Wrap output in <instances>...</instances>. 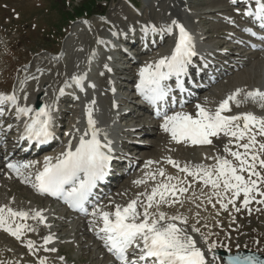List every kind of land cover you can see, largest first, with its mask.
I'll use <instances>...</instances> for the list:
<instances>
[{
  "label": "snow or ice",
  "instance_id": "obj_1",
  "mask_svg": "<svg viewBox=\"0 0 264 264\" xmlns=\"http://www.w3.org/2000/svg\"><path fill=\"white\" fill-rule=\"evenodd\" d=\"M233 3L236 0H232ZM257 7L255 13L246 10L243 15H255L264 21V3L256 0ZM173 25L179 30V36L175 44V48L170 57L161 58L155 64V71H150L153 67L149 65L140 71V84L138 88L144 93L145 98L150 103L155 104L157 101L164 99L168 89L161 87L160 82L168 78L171 74H179L184 71L186 58L192 54L191 37L183 26L173 20ZM264 28V23L261 24ZM171 31V29H169ZM250 32V29H244ZM255 35V33H251ZM264 39V37H260ZM161 68H166L167 72H161ZM76 80V77H73ZM63 91V90H61ZM240 94V90L223 100L214 112L196 105L198 111L195 117L183 111L176 112L173 115L164 114L161 128L171 135L176 143L191 142L193 145H210L212 139L210 137H218L223 134L229 137V142L224 146V152L228 153L233 159H225L216 157V165L214 167H205L196 165L195 170H190L189 166L181 167L178 162L169 159L167 162L178 168L181 172L188 175L199 176L205 185H210L213 189L220 190L222 186L223 192L231 193L228 204L235 207V198L243 194L241 208H247L252 202V193H258L264 197V190L258 188V182L264 185V175L257 170V167L264 169V159L259 153H264V143L257 141V136H264V117H257L252 113H244L240 115H222L229 112V101H233L239 106L240 101H236V96ZM252 99L261 102L264 107V91H251L245 94V100ZM14 95L0 94V105L6 102L15 103ZM94 103V101H93ZM19 114L27 115L32 112L31 108L19 107L16 109ZM3 109L0 108V115ZM86 115L88 129L80 137V142L75 151H65L62 153L63 159L58 158L56 164H50L49 159L45 158L44 168L35 176L36 183L33 185L39 192L51 195H60L66 197L72 206L83 209V204L87 200L90 189L97 179L104 175L110 157L101 149L104 145L96 138L97 129L95 120L92 118V109L86 105ZM43 117V119H41ZM50 115L48 108H40L31 118L30 122H26L25 128L29 137L35 138L43 143L50 135ZM91 133V139L86 140L84 137ZM235 140V147L243 149V151H233L229 145ZM241 143V141H245ZM71 142H69V147ZM258 146V150L257 149ZM110 150V149H109ZM148 163H152L149 161ZM14 171H19V167L28 168V164L9 165ZM81 173L83 176L81 177ZM247 173V177L242 175ZM159 175L165 176L163 170H159ZM255 177L256 179H252ZM152 179H155L153 176ZM178 180V177L168 176L167 180ZM144 181H136L139 184ZM183 183V181H181ZM65 185H71L70 190L65 189ZM188 189L178 187L173 183H161L154 187L150 194L146 196V203L138 198L131 200L127 206H116L112 213L102 211L96 208L92 215L99 216L103 223L98 231V236L103 233L105 244L109 247V251L113 253L120 264H205V255L201 249L196 246V242L191 235L185 230L178 227L172 221L182 220L179 216L166 217L165 213H152L149 211L155 203L159 207L160 203H167L169 194L176 196V192L181 194ZM143 195V193L141 194ZM220 197L217 201L221 203V208L226 209L228 204L222 203L224 199L220 191L215 192ZM158 198V199H157ZM173 202H179L175 200ZM256 203H264V200H257ZM239 211L240 208H236ZM5 211L0 208V213ZM8 215L12 218L19 217L24 219L28 217V213L22 211H13L7 209ZM43 218L40 212H36L32 217ZM114 217V218H113ZM26 225L19 224L15 231L7 226V221L0 216V228L9 231L10 234L19 238V234ZM193 232L198 231L195 227ZM44 243H50V238L46 237ZM29 247L32 244L29 243ZM133 247L135 251L132 258L129 259L127 250ZM215 247V245H212ZM55 251V249H51ZM138 253V254H137ZM264 264L254 256L249 257H233V264ZM43 264V261H41Z\"/></svg>",
  "mask_w": 264,
  "mask_h": 264
},
{
  "label": "bare ground",
  "instance_id": "obj_2",
  "mask_svg": "<svg viewBox=\"0 0 264 264\" xmlns=\"http://www.w3.org/2000/svg\"><path fill=\"white\" fill-rule=\"evenodd\" d=\"M223 1V0H221ZM220 1V2H221ZM211 3H213L212 5H210V8L206 9L204 7L201 8H194L191 10V7L194 5H204L205 2L203 0H152L150 2V9L148 11H146V9L143 11L142 13V19L141 22L139 23L136 18L133 15L127 14V13H122V15H120V19H118L117 21H113L114 25L117 27L122 26H126L125 28L127 29V33H129L130 31L140 28L142 30H146V31H151V32H162L163 33V37H164V41H160V43H158V45L152 50L150 51L151 56L148 58L147 60V64L143 66V68H139V67H134L132 64L129 65V70L130 72H133V77L132 79L138 83H140L141 77H140V71L141 69L147 68L149 65H151V63L153 62H157L166 52V47L163 46L162 44L166 41H168L172 35V31L176 28L175 25H173V20L177 21L178 24L185 26L191 33H192V38L196 37H208L207 33H212V29L207 27V22H206V18L211 16H215V15H220L221 18L218 19H222L225 21L224 17L222 14H219L222 11L219 10H215V9H211L214 6H216L215 1H212ZM208 6V5H206ZM223 8H225V5ZM195 7V6H194ZM219 11V12H217ZM117 13H113L111 14L112 17L115 16ZM204 19L203 25L200 24L201 21ZM229 24H226V26H228ZM169 29H171V31H169ZM237 28L235 27V25H231L229 26L228 30H232L235 31ZM205 34V35H204ZM80 33H79V38H80ZM204 35V36H202ZM78 37H71V43H69L68 45V49H69V55H68V61L70 62L69 66V74H68V78L70 76H72L73 74H79L81 73L82 75H84L83 71L81 70L82 67H84L86 70L87 69V56L85 54V50H84V46H86L87 44H89L92 39L90 36H88V38L84 41H79ZM128 39V37H126ZM235 43H241L242 42V38L239 36H234ZM209 39H212V37H210ZM204 42V39H203ZM213 42V44H218L220 43V41H218L216 43V41H211ZM213 44L211 43H198V42H193L191 45V50L192 53L196 52L197 50H199L200 48L206 52L211 51V46H213ZM83 45V46H82ZM82 46V47H81ZM234 48H231V51ZM239 54H241V56L245 54H243V51L240 50ZM238 54V55H239ZM89 55V54H88ZM216 56H221L222 54L219 52L216 54ZM92 61L93 60V56H91ZM90 58V59H91ZM236 59V58H235ZM105 57H103V59L100 60V62L104 63ZM43 62L46 63H53V61L51 62L50 60L43 59ZM62 67V64H61ZM237 67V71L243 69V67H247V69L236 72L235 69ZM117 72L119 69H121L120 67H116ZM231 70L233 71L232 74L233 76H227L225 77V81H222L220 83H218L217 85L213 84L209 90H206L207 92L203 93V98L201 101V104H204L203 108L209 110L210 112H214L218 106L220 105V103L227 99L230 95L236 93L238 90H240V104H246V105H254L256 107H261L264 110V107H262L259 102L254 101L252 99H247L245 100V94L247 92H251V91H264V52H247V56L245 57V59H243L242 62H237L235 66L231 67ZM117 74V73H116ZM63 75V70L59 69L57 74L52 73L51 75H46L45 73H43L41 75V79H35L34 80V86L32 88H29V93L31 95L34 96V100L33 101H29V102H22V101H18L15 102L14 104L11 102H6L5 104L2 105V109H3V114L1 115L2 118H4L5 122H9L14 120L16 117H21L22 115L19 114L16 109L17 107H24V108H31L33 111L29 113L28 116H22L24 118L26 117H33L35 115V113L37 112L38 106L40 105H44L45 108H48L49 110V115H50V126L52 125V118L53 116H55V121H57L58 119H64L66 117L67 120L66 122L68 123L67 125L70 127L69 128V132L67 134V139H66V143L63 145L58 146L57 150L55 151H49L48 148L53 147V145H48L47 148L40 154H33L32 157L29 158H25L23 159L21 162L25 161L27 164H30L31 167L33 168V172H36L39 168L44 167V163H45V158H50L49 159V163H51L53 160L57 159L58 157H63L62 153H64L65 151L68 150H73L77 144L80 142V137L84 134V132L88 129V123H87V115H86V105L90 106L92 109V118L95 120L96 124L95 127L98 130L96 133V138L101 142L102 145H104V147L101 149L102 151H106L107 155L112 157L113 160L117 157H120V153H119V147L122 145V141L120 140V138H125L124 142H131L135 137H134V133H143V134H151V130H145V126L147 124V126H155L156 128L159 129V132H156L160 135H162L163 133H165V135L169 136L171 138V135L167 132H165L162 128H161V124L163 123V121H155V122H151L149 120L148 123H144L143 125L139 126V123H136L137 120H141V116L140 115H133V113L128 114L130 117L129 121H135L134 124L128 125L125 129V126H122L119 128V130L121 131V135H109V129L108 128V119L109 116L112 113H116V112H120V105L123 104V100L127 101L128 98H124V97H120L119 95H116L115 93H113L112 91V87L113 84L115 83L114 79L112 76L109 75L107 68L104 70L103 72V79L101 81V85L104 86V89H91L89 90V88L87 89L88 92L87 93H81V103L78 104L77 102V106L72 110V116L70 115L71 113L68 112H64V114L57 115V111L55 110V113H53V107H54V102H53V97L52 94H56V93H63L64 89V84H61L60 82V77ZM39 77V76H37ZM126 88V86H123L121 83V88ZM102 88V87H101ZM133 97V96H132ZM132 97L129 99L130 101L132 100ZM243 98V100H242ZM128 100V101H129ZM94 101V103H93ZM247 102V103H245ZM256 102V103H255ZM232 106H231V110L229 112H225L222 113V115H238V113L241 110H236L234 109V102L231 101ZM115 104H117V107H115ZM12 108L9 109V107ZM136 106V101L135 104ZM200 105V104H197ZM119 107V108H118ZM254 109V108H253ZM143 110V109H142ZM256 110V109H254ZM185 112L188 113L189 115H192L195 117L196 112L198 111V109L196 108V104H193L192 106V111L187 112L186 110H177L176 112ZM258 111V110H257ZM175 112V113H176ZM117 117V116H116ZM119 117V116H118ZM41 119H43V117H41ZM83 124L86 125V128L83 126ZM16 128L17 126L14 125ZM11 126L9 128V131L13 130L15 127ZM8 130V129H7ZM147 131V132H146ZM150 132V133H149ZM154 132V133H155ZM220 139L223 137V139L226 138V136H224L223 134H221ZM86 140H88L89 138H91V133H89L87 136L84 137ZM10 139V138H9ZM8 137L3 136L1 141H9ZM172 140V138H171ZM69 142H71V145L69 147ZM175 142V141H174ZM156 145L155 142H151V144ZM185 145H189V146H200V145H193L191 144V142H181ZM221 145H223V142L220 143ZM214 147V146H211ZM110 149V150H109ZM144 151V150H143ZM142 151V152H143ZM146 152V151H145ZM148 155L146 153L143 152L142 158H147ZM38 159V161H36ZM120 159V158H119ZM30 160H34L33 162L30 163ZM207 168V167H206ZM123 186H127L129 187L128 184V180L123 182ZM16 189H18L17 185H11L8 188V192L12 193L13 191H17ZM126 189V187L124 188V190ZM110 194V193H109ZM113 194V193H112ZM113 196H115L113 194ZM118 196V195H117ZM136 195H132L131 197L124 196L126 199L123 200L122 197H120L115 204V207L117 205L121 206V207H125L127 206V204L133 200V199H137L136 197H134ZM140 200V199H139ZM109 201L108 198H106L103 202V206L99 205L98 203L94 206V208H92V212L89 213V218L93 221V223H95V225H97L96 227L92 228V226L89 224L88 220L85 221L83 220V222H78L76 224H73L71 226L70 229L67 228V225H65L64 223H62L61 221H59L56 217L53 218V222H54V228H50L48 230V228H46L45 226L42 227L41 230V234L39 236L44 235L45 233L48 232V236H52L54 231H68L71 232V234L73 236H75V238L78 240L80 239L79 243H83L86 239L85 237H81L85 234H91L93 237L96 238V235L99 231V229L101 227H103V223L102 221L99 219V216H93L92 213L96 208H100L102 211H105V203ZM141 201V200H140ZM28 207H25V210H27ZM30 211H32L31 209H29ZM35 210H38L35 209ZM115 210V209H114ZM112 213V212H111ZM166 217H170V216H179L181 217L182 220L186 221L185 223H181L180 220H176V221H172V223H175L178 227L182 228L183 230H185V232L188 235H191L193 237V239L196 242V246L199 247L202 251V253L205 255V264H222L221 261L219 260V258L212 254L210 255V251L213 248L212 245L208 244L206 241L203 242V244H201V239L199 237V231L200 229H198V231L193 232L192 231V225H190V221L189 218H185L183 216H180L179 214H175V213H169V212H164ZM46 216L48 219L51 218L50 214H46V213H41V217ZM19 220H22L21 218L18 217ZM8 220V219H7ZM38 222H41V218L38 219ZM22 224L20 222L15 223L14 225H10L7 223V226L10 227V229L12 231H15L16 226ZM43 224L46 225L45 221L43 220ZM197 229V228H196ZM22 231H26V228L22 229ZM21 231V232H22ZM2 232L4 233H10L9 231H4L3 228H0V234L5 236ZM20 232V233H21ZM198 234V235H197ZM11 237L16 238V236L10 234ZM100 235H102V237L104 236L103 233H100ZM44 239V238H43ZM204 239V238H203ZM98 241V249H103L104 245L102 243V241L99 239H97ZM14 246H18L19 250L22 253H25V249L18 245L17 243H13ZM48 247V246H47ZM101 253V251H100ZM115 256H112L111 258H109L111 261H100L99 260V256L95 255L93 256V260H89L87 259L88 264H115L116 260L114 258ZM26 259L28 260H32V257L29 255L25 256ZM81 260H83L81 258ZM94 261V262H93Z\"/></svg>",
  "mask_w": 264,
  "mask_h": 264
},
{
  "label": "rangeland",
  "instance_id": "obj_3",
  "mask_svg": "<svg viewBox=\"0 0 264 264\" xmlns=\"http://www.w3.org/2000/svg\"><path fill=\"white\" fill-rule=\"evenodd\" d=\"M139 1L140 0H134L135 3L139 4L138 8L141 11H143L145 9L146 5H145V3H140ZM48 2H50V0H48ZM102 4H104V3H102ZM39 6L43 7V2L41 0H0V31H1V33H0V59H1L0 74L3 71V75H2L3 77L0 80V86H5L6 89L11 84V83H9L10 81L13 82V85L18 84L20 82H22V83L24 82V83H26V85L31 87L32 82H31V80H29L30 77L24 76V71L29 73L30 69H31V65L33 64V62L39 61V59H41L42 57H50L48 54H46V52L42 51L43 48H46V49L48 48L49 50H52L55 52L60 50L58 48L59 45H50L49 46V40H53L56 37L55 34H52V33L49 34L48 33V38L46 40L40 38V36H41V34H44V31H43L44 28L47 31L49 27L54 28V29H57L60 27L61 13L59 14V12H56V8H54L53 6H49V7H46L44 9L43 8L41 9ZM199 7H204V6H198L197 8H199ZM124 9L126 11H128L129 13L132 12V11H129L128 8L125 7L124 3H122L121 0H109L108 3H106V5L104 6V10H105L104 16L106 19H108L110 17V18H113L114 20L117 21L118 19H120V15H122V13H126V12H124ZM19 10H20V17L17 19V17L15 15L13 16V13L19 12ZM29 11H30V13H29ZM52 12H55V14H56L54 17H53ZM44 13H47V14H44ZM113 13H117V14L112 17L111 14H113ZM31 17H32L33 21L31 20ZM45 17H48L49 20L45 21L44 20ZM53 18H54V20H52ZM91 19L93 20V19H97V18L92 16ZM207 20H208L207 21V27L211 28L212 30H214L216 28H222V26L220 24L214 23L210 19H207ZM203 21H204V19H202L201 23H203ZM44 22H45V25H43ZM24 23H28V26H27L28 30L27 31H30V35L25 36V34H23L22 40L24 42L25 47H23L22 49H16V47H15L17 44L16 38L19 37V34L13 28L19 27L20 25H23ZM32 23H33V25H36V27L34 29H32L33 28ZM65 24H66L65 29H66L68 34H67L66 38H64L62 40V46H61V50L59 52H62V50L65 49L67 42L70 41V37H71L70 34L73 33L72 31H76L77 29H79L81 27V22H79V21L73 22L72 24L69 23L70 25H68V22ZM90 24H92V23L90 22ZM97 26L99 29L106 31V26H103L102 23L98 24ZM11 29H12V31H11ZM76 32H78V31H76ZM26 37H29V39H32V40L29 41V39H26ZM214 39L215 40H221V41L223 40V38L216 37V36H214ZM45 45L49 46V47H46ZM8 48H10V51L7 52V54H6V51ZM13 52H15L17 54V56H14L12 58L10 55H12ZM59 55H61V53ZM21 64H23V65L20 67ZM48 69H50V67ZM130 75H131V73L129 71L123 72V74H122V76H130ZM232 76H230V77H232ZM0 77H1V75H0ZM125 84L126 83L124 82V85ZM122 94L129 95V91L125 92L124 90H122ZM126 107L132 108L133 106L130 102H127ZM137 122H140L142 125L145 122V120L141 119V120H138ZM151 133H153V134H150V136H142L141 138H139L140 141L141 142H145V141H147V142L151 141L152 142L153 140H156L157 141L156 144H158V145L161 144V148L158 149L157 145L153 146L154 143H153V145H151V143L150 144L146 143V145H143L145 148H141V151L144 150L147 153H152V154H154L155 152H158L160 154V159L158 161H155L154 163H152L148 167V171L145 172L139 178L138 181H144V182L139 183V186L137 187L138 191H144V190L150 189L151 187L158 186L159 184H161L163 182L164 178L162 177L160 179L159 170H163L167 167V162L165 160L167 159V157L169 155L172 156V154L176 152V150H173L174 151L173 153H171L172 150H170L171 151L170 153L166 152V147H165V144L163 145V141L161 140V137H159L158 135H154V134H157L156 132L154 133L151 131ZM257 137H258L257 141L259 143H264L260 136H257ZM162 139H164V138H162ZM245 142H246V140H245ZM255 150H258V146H257V149H254V151ZM140 152L137 151L136 154L140 155ZM259 154L261 155V158L264 159V153H259ZM228 158H230L231 160L233 159L230 155H228ZM257 170L260 172L262 171V169H260L259 167H257ZM261 174H262V172H261ZM153 176L155 177V179H152ZM261 186L262 185L258 183V187H261ZM114 189H117V186L114 187ZM16 190L18 191V189H16ZM24 190L28 191L26 188H24V189L20 188L18 192L22 193V192H24ZM6 195L7 194L4 191H2V196L5 199H7ZM30 195L32 196L31 193H30ZM227 196L231 197V193L227 192ZM175 197H182L181 193L176 192ZM253 197H254V194H253ZM239 199L243 200V196L240 195ZM257 199L260 200V197H258ZM17 200H21V199H19L17 197ZM238 205H241V203L240 202L235 203V207L233 205H228L229 209H228V211H226L227 214L234 216L235 219L237 218V216H239V217H242L243 221H245L246 226L242 230H240L239 232H235L234 234H237V236L240 237V234L242 233L248 237H255V238L261 239V241H264V218L261 220H257V218H256V216L258 214V210L263 211L264 208H260L258 205L257 208L253 209L254 203L251 202L247 206L249 208V213H246V211L244 209L242 210L241 208H240L241 211L240 210L236 211L235 209L237 208ZM218 208H219V205L216 203L214 211H216ZM151 210L154 211L153 208H151ZM239 212H241L243 214H241ZM211 224H213V223L211 222L210 225ZM226 227H228V224H226ZM230 228H232V229L236 228V225L230 226ZM229 231H231V230H229ZM259 231L263 234H260ZM206 235H207V233H206ZM219 235H220V240L219 239L218 240H219V243L221 245L222 244V235H225V234H224V232H220ZM65 236H69V234H67ZM210 241H213V240L210 239ZM76 243L77 242L74 240L70 244H67V245H64L61 247L63 252L68 257V259L74 260L76 263L78 262L79 257H81L85 261L87 259L91 260V258L93 260L92 254L89 251L91 250L92 252H94L97 245L96 244L94 245L91 241H89V242H84V246L79 248L76 245ZM87 245L88 246L91 245V246L87 247ZM239 246H243V245L241 243H238V245H235L234 247H232L231 250H233L234 248L239 247ZM249 246L254 247L252 245H249ZM97 254H99V253L97 252ZM101 258L105 259L106 257H103V255L101 254ZM52 260L54 261V256H52Z\"/></svg>",
  "mask_w": 264,
  "mask_h": 264
},
{
  "label": "water",
  "instance_id": "obj_4",
  "mask_svg": "<svg viewBox=\"0 0 264 264\" xmlns=\"http://www.w3.org/2000/svg\"><path fill=\"white\" fill-rule=\"evenodd\" d=\"M233 257H239L238 255L236 256H231V257H228V264H233Z\"/></svg>",
  "mask_w": 264,
  "mask_h": 264
}]
</instances>
